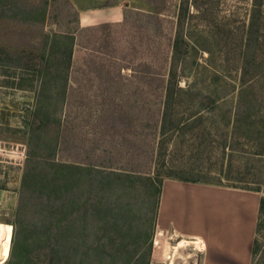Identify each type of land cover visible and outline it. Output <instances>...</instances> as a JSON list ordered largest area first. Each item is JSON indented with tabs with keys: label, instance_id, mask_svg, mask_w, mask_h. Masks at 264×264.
Returning <instances> with one entry per match:
<instances>
[{
	"label": "rangeland",
	"instance_id": "obj_1",
	"mask_svg": "<svg viewBox=\"0 0 264 264\" xmlns=\"http://www.w3.org/2000/svg\"><path fill=\"white\" fill-rule=\"evenodd\" d=\"M195 1L214 20L233 4ZM247 3L239 0L241 15ZM107 6L120 11L105 20L112 25L79 21V11ZM152 9L146 0H0V264H199L194 243L155 229L156 169L199 167L217 184L264 195V108L248 104H264V72L242 83L237 69L222 71L216 107L202 110L229 148L195 159L186 134L158 141L161 98L139 87L155 65L166 73L175 30L189 43L179 84L213 95L220 68L192 0ZM253 236L249 264H264V212Z\"/></svg>",
	"mask_w": 264,
	"mask_h": 264
},
{
	"label": "trees",
	"instance_id": "obj_2",
	"mask_svg": "<svg viewBox=\"0 0 264 264\" xmlns=\"http://www.w3.org/2000/svg\"><path fill=\"white\" fill-rule=\"evenodd\" d=\"M146 1L152 3L151 14L158 16L164 9L165 0ZM232 1V8L227 16L214 20L213 17H208L203 7L199 8L196 1L192 0L195 6L194 13L207 20L212 37L218 47V66L220 69L217 70L218 75H216L213 86V95L202 91L190 82L179 84L175 77L177 63L185 55V50L189 45L181 31V27H178L171 37L170 62L166 68V73L161 72L162 64L155 65L150 70L151 76L147 82L149 83L146 85L147 87H139L141 92H148L149 90L155 92L161 98L157 129L158 141H166L173 135L174 137L179 135L183 137L186 134L188 139L192 141L191 144H193V147L188 150L195 152V159L204 152L209 155L214 149L229 148L222 127L215 121L205 125L202 119L203 108H215L220 99L221 95L216 97V92L222 86L217 81L220 74L223 75L222 71L231 68L237 69L242 83H244V78L248 72H251L252 76L264 72V66L260 67L264 62V0H247V6L242 15L237 6L239 0ZM112 24L111 21H102L89 25V27L103 28ZM205 97L208 99V104L203 102L206 99ZM257 100V98L252 99L248 104L256 108L255 111L261 113L264 104L258 103ZM192 172L184 171L182 174L172 175L170 170H166L163 175L156 169L155 174L160 177V183L164 176L187 181L219 183L214 178L208 177L209 175L207 176L208 171H203L199 167ZM262 212H264V195H260L258 198L257 215ZM254 243L255 237L253 236L250 255Z\"/></svg>",
	"mask_w": 264,
	"mask_h": 264
},
{
	"label": "crops",
	"instance_id": "obj_3",
	"mask_svg": "<svg viewBox=\"0 0 264 264\" xmlns=\"http://www.w3.org/2000/svg\"><path fill=\"white\" fill-rule=\"evenodd\" d=\"M119 16L115 6L78 13L82 24ZM258 198L253 191L234 186L164 177L155 229L179 238L178 243H194L199 264H249Z\"/></svg>",
	"mask_w": 264,
	"mask_h": 264
},
{
	"label": "bare ground",
	"instance_id": "obj_4",
	"mask_svg": "<svg viewBox=\"0 0 264 264\" xmlns=\"http://www.w3.org/2000/svg\"><path fill=\"white\" fill-rule=\"evenodd\" d=\"M177 245H182V246H184V242H183V241H180ZM177 245H174V246L172 247L173 250L175 251L174 254H178V253H179V251H178V249H177V247H178ZM173 250H172V251H173ZM197 250H198V249H197ZM172 251H171V252H172ZM172 253H173V252H172ZM174 254H173V255H174ZM182 259H184V257H183ZM184 260H185V259H184ZM194 262H195V261H194Z\"/></svg>",
	"mask_w": 264,
	"mask_h": 264
},
{
	"label": "built area",
	"instance_id": "obj_5",
	"mask_svg": "<svg viewBox=\"0 0 264 264\" xmlns=\"http://www.w3.org/2000/svg\"><path fill=\"white\" fill-rule=\"evenodd\" d=\"M9 198H10V194L9 193L4 195V201H7ZM3 208H4L3 204L0 202V213L3 212V210H4Z\"/></svg>",
	"mask_w": 264,
	"mask_h": 264
}]
</instances>
